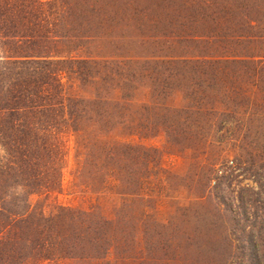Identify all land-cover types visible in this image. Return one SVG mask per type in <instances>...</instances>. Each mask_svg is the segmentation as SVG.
Segmentation results:
<instances>
[{"label":"rangeland","instance_id":"374dc122","mask_svg":"<svg viewBox=\"0 0 264 264\" xmlns=\"http://www.w3.org/2000/svg\"><path fill=\"white\" fill-rule=\"evenodd\" d=\"M57 13V33L77 39L56 55L106 71L88 83L63 73L67 92L121 108L102 133L93 124L116 145L114 165L72 136L54 196L116 226L93 264H232V240L264 220V0H205L121 22L95 13L67 29Z\"/></svg>","mask_w":264,"mask_h":264},{"label":"trees","instance_id":"16d2710c","mask_svg":"<svg viewBox=\"0 0 264 264\" xmlns=\"http://www.w3.org/2000/svg\"><path fill=\"white\" fill-rule=\"evenodd\" d=\"M204 3L0 0V264H93L101 260L100 242L117 230L91 211L55 204L72 136L81 140L83 150L94 149L96 157L106 156L114 165L116 145H105L93 124L100 131L121 109L101 96L84 99L67 92L63 73L88 83L106 71L93 60L56 55L59 45L77 39L57 33V11H64L61 27L67 29L88 26L95 13L121 22L125 13L130 18L138 11L196 10ZM244 41L236 43L242 47ZM107 163L99 165L107 169ZM243 228L232 240V264H264V220Z\"/></svg>","mask_w":264,"mask_h":264}]
</instances>
